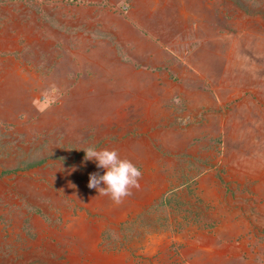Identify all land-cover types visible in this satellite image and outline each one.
Segmentation results:
<instances>
[{"label":"rangeland","instance_id":"rangeland-1","mask_svg":"<svg viewBox=\"0 0 264 264\" xmlns=\"http://www.w3.org/2000/svg\"><path fill=\"white\" fill-rule=\"evenodd\" d=\"M188 13L139 73L0 0V264H264V0ZM90 146L142 172L119 205L88 187Z\"/></svg>","mask_w":264,"mask_h":264},{"label":"crops","instance_id":"crops-1","mask_svg":"<svg viewBox=\"0 0 264 264\" xmlns=\"http://www.w3.org/2000/svg\"><path fill=\"white\" fill-rule=\"evenodd\" d=\"M188 9L189 0H40V42L55 44L65 36L72 44L78 38L123 43L130 59L126 63L146 73L142 70L163 65L158 54L162 36L188 20Z\"/></svg>","mask_w":264,"mask_h":264},{"label":"clouds","instance_id":"clouds-1","mask_svg":"<svg viewBox=\"0 0 264 264\" xmlns=\"http://www.w3.org/2000/svg\"><path fill=\"white\" fill-rule=\"evenodd\" d=\"M83 151L86 160H95L97 167L105 170L103 175L93 173L89 177L88 187L96 189L99 195L109 196L119 205L132 194L133 188H140L142 172L131 161L122 159L117 150H97L90 146Z\"/></svg>","mask_w":264,"mask_h":264}]
</instances>
